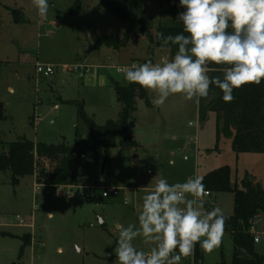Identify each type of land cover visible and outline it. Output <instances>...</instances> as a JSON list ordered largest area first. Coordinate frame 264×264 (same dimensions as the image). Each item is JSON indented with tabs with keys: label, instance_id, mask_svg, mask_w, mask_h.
Here are the masks:
<instances>
[{
	"label": "rangeland",
	"instance_id": "rangeland-1",
	"mask_svg": "<svg viewBox=\"0 0 264 264\" xmlns=\"http://www.w3.org/2000/svg\"><path fill=\"white\" fill-rule=\"evenodd\" d=\"M133 1L141 7L140 14L154 37L160 27H182L177 16L185 9L179 0ZM76 2L81 3L80 12L66 14ZM49 3L53 6L41 18L32 0H0V105L4 113L0 143L5 146L20 138L35 144L72 145L76 133L79 137L88 134L78 120L79 105L97 126L117 121L122 103L115 87L128 84L118 70L149 60L162 63L175 55L140 32L130 34L127 46L118 52L107 47L96 50L99 38H123L127 32L102 0ZM37 64L54 66L55 75L39 77ZM80 65L87 74L70 72ZM147 94L152 101L155 94ZM137 101L136 123L130 129L137 146L112 149L105 167L94 159L82 161L73 185L53 192L41 184L36 192L37 178L27 176L14 187L9 172L0 174V264H118L113 252L119 236L116 225H138L142 198L159 178L184 182L228 166L232 183L240 189L244 183L264 189V155H235L231 140L222 136L216 148V115L208 113L201 120V103L182 95L170 96L155 108ZM85 187L94 188L92 198L67 196L71 190L74 194L87 192ZM110 188L117 189L118 196L104 198ZM205 206L209 210L218 207L226 217L232 216L234 196L212 194L205 197ZM260 228L264 231V223ZM24 236L30 237V246L20 256ZM232 240L224 233L218 248L203 251L204 264H231ZM133 243L145 252L154 246L142 237ZM255 251L264 257V237L255 244ZM193 256L182 257L180 264H192Z\"/></svg>",
	"mask_w": 264,
	"mask_h": 264
},
{
	"label": "clouds",
	"instance_id": "clouds-1",
	"mask_svg": "<svg viewBox=\"0 0 264 264\" xmlns=\"http://www.w3.org/2000/svg\"><path fill=\"white\" fill-rule=\"evenodd\" d=\"M37 14L46 18L49 0H32ZM177 21L182 32L165 35L162 45L177 46L175 55L162 63L151 60L120 69L129 84L155 94L152 104L162 106L173 95L199 103L211 87L220 89L224 102L233 91L264 81V0H179ZM187 33V35H185ZM221 66V76H210ZM207 191L199 176L184 182L156 180L142 198L138 225L117 224L113 249L118 264H180L199 244L211 253L222 243L227 217L218 207L205 206ZM143 238L154 246L138 250L133 241Z\"/></svg>",
	"mask_w": 264,
	"mask_h": 264
},
{
	"label": "trees",
	"instance_id": "trees-1",
	"mask_svg": "<svg viewBox=\"0 0 264 264\" xmlns=\"http://www.w3.org/2000/svg\"><path fill=\"white\" fill-rule=\"evenodd\" d=\"M102 5L126 26L127 32L123 38H99L95 44L96 50L107 47L118 52L127 46L130 34L140 32L161 48H168L173 54L177 51L175 45L164 47L157 37L161 32L165 35H176L182 32V27H160L154 37L151 27L140 14L141 7L133 0H102ZM80 10L81 3L76 2L66 14H78ZM210 67L216 69L209 73L210 76L222 77L221 66ZM115 88L117 98L122 103L117 121L110 120L104 126H97L87 116L84 106L79 105L78 120L88 131L85 138L76 133L77 138L72 145L35 144L26 138H20L6 146L0 143V174L9 172L14 187L19 185L21 179L35 176L38 184H46L55 192L59 187L75 183L82 161L94 159L98 162L103 157L102 166L105 167L109 164L112 149L136 147L137 143L130 135V128L136 123L134 115L137 111V100H144L148 108L153 107L152 101L149 100L147 91L139 85L128 83L126 86L116 85ZM222 95L220 89L213 86L208 97L199 101L201 120L205 121L208 113L216 115V148L220 138L224 137L231 140L235 155H264V81L259 85L248 84L234 90V99L231 102H224ZM3 114V106L0 105V119L4 118ZM3 146L5 150L2 152ZM202 182L211 195L223 192L234 196L233 214L227 217L224 230L233 239L234 257L231 264H264V257L255 251V240L250 232L254 221L264 220V189L260 186H249L247 183L240 189L237 183H232V170L228 166L204 176ZM22 241L20 256L30 246V237L24 236ZM193 255L192 264H204V255L199 244L195 246Z\"/></svg>",
	"mask_w": 264,
	"mask_h": 264
},
{
	"label": "built area",
	"instance_id": "built-area-1",
	"mask_svg": "<svg viewBox=\"0 0 264 264\" xmlns=\"http://www.w3.org/2000/svg\"><path fill=\"white\" fill-rule=\"evenodd\" d=\"M70 72H81V73L83 72L84 74H87L88 70L84 66L80 65V66H74ZM118 72L123 74L120 71V69L118 70ZM36 73L39 77H42L44 79H48V78H51L52 76H54L56 71H55V67L52 65L37 64ZM82 158L84 159V157H82ZM99 163L102 164V161H99ZM148 173H150V172H148ZM40 186H41L40 184L36 183V188H35L36 192L39 190ZM68 189H75V187H69ZM84 189H86L87 192L80 191L79 193L74 194L71 190L67 193V196L68 197H74V198H86V199H90L94 196V188L93 187L92 188L85 187ZM118 194H119V192L117 189L110 188L108 191L103 193V197L108 198L109 196H118ZM210 196H211V194L207 192L206 198H208ZM17 219L19 220V224L23 225V219L19 216L17 217ZM262 223H264V221H262V219H258L256 221H254L253 224L251 225L250 232L254 237V240H255L254 243L255 244H259L261 237H264V231L262 230V228H260ZM192 262H193V260H192Z\"/></svg>",
	"mask_w": 264,
	"mask_h": 264
},
{
	"label": "crops",
	"instance_id": "crops-1",
	"mask_svg": "<svg viewBox=\"0 0 264 264\" xmlns=\"http://www.w3.org/2000/svg\"><path fill=\"white\" fill-rule=\"evenodd\" d=\"M148 92V91H147ZM152 108H155V106H153ZM133 127V126H132ZM131 129V128H130ZM84 138H85V136H84ZM148 172H150V171H148ZM34 178H35V180H36V177L35 176H33ZM207 208V207H206ZM23 227H25V226H23ZM32 226H26V228H31ZM32 229V228H31ZM27 234H34V233H29V232H27ZM17 237V236H16Z\"/></svg>",
	"mask_w": 264,
	"mask_h": 264
},
{
	"label": "water",
	"instance_id": "water-1",
	"mask_svg": "<svg viewBox=\"0 0 264 264\" xmlns=\"http://www.w3.org/2000/svg\"><path fill=\"white\" fill-rule=\"evenodd\" d=\"M248 185L250 186V185H251V183H248ZM14 264H19V263H14Z\"/></svg>",
	"mask_w": 264,
	"mask_h": 264
}]
</instances>
